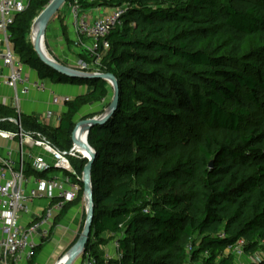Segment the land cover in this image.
<instances>
[{
    "label": "trees",
    "instance_id": "1",
    "mask_svg": "<svg viewBox=\"0 0 264 264\" xmlns=\"http://www.w3.org/2000/svg\"><path fill=\"white\" fill-rule=\"evenodd\" d=\"M52 1L29 0L15 16L13 51L39 80L90 91L64 104L56 128L1 106L0 128L17 130L7 121L17 119L24 132L40 133L65 151L84 98L102 101L109 90L101 79L58 74L28 43L32 23ZM79 3L126 7L102 59L117 79L119 106L87 136L96 158L85 251L104 264L94 250L103 234L119 239L123 264H185L189 253L193 264L201 255L202 264H234L224 252L240 241L245 254L264 250V0ZM86 163L71 161L78 174ZM82 195L83 188L78 199ZM77 200L55 217L56 224Z\"/></svg>",
    "mask_w": 264,
    "mask_h": 264
},
{
    "label": "built area",
    "instance_id": "2",
    "mask_svg": "<svg viewBox=\"0 0 264 264\" xmlns=\"http://www.w3.org/2000/svg\"><path fill=\"white\" fill-rule=\"evenodd\" d=\"M28 2L0 0V70L5 72L0 74V81L15 92L16 103L19 95L28 94L31 83L22 72L24 65L13 51L10 29L15 16L26 11ZM68 9L65 25L68 26L69 40L76 49L97 60L109 50L107 37L123 25L126 9L115 7L108 15L93 17L91 10L83 8L79 0H70ZM33 87L38 90L44 88L39 83H34ZM69 101L68 97L52 98V105H64ZM52 116L53 112L49 110L44 120L48 121ZM7 121L16 125L17 130L11 132L0 128V264H30L35 249L50 239L55 217L67 204L78 199L83 175L82 178L78 176L71 161L85 158L77 152L74 144L62 151L40 133L24 132L18 120ZM13 144H16V149ZM28 172L33 174L28 175ZM36 200L46 201L48 207L23 225L20 223L23 215L30 214L29 205ZM144 213L147 214L148 210ZM111 237L114 255L104 258V264H123L119 239ZM243 246L244 242L240 241L227 247L224 254L233 257L234 264H246ZM97 261L90 251L84 250L78 264H98ZM185 264H193L190 253Z\"/></svg>",
    "mask_w": 264,
    "mask_h": 264
},
{
    "label": "crops",
    "instance_id": "3",
    "mask_svg": "<svg viewBox=\"0 0 264 264\" xmlns=\"http://www.w3.org/2000/svg\"><path fill=\"white\" fill-rule=\"evenodd\" d=\"M88 2H93V0H87ZM92 16L108 15L112 11L110 6H93ZM65 25V24H64ZM67 31H68V26ZM72 46V45H71ZM23 74L29 79L31 83L28 86L27 95H19L17 103L15 101V92H12L2 81H0V106L8 110L16 112L18 115L34 117L41 124L50 126L51 128H56L59 124L61 115L66 112V107L64 105H52V98L62 99L63 97H68L70 100L84 96L88 93V88L85 85H58L53 84L49 80L41 81L38 75L31 69L23 66ZM0 74H5L4 71L0 70ZM34 83H39L43 85L42 90H38L33 87ZM52 111L53 116L48 120H44V116L47 111ZM59 117V119H58ZM13 148L16 149V144H13ZM47 202L43 200H36L34 203L29 205L30 214L23 215L21 222L23 225H27L28 219H34L41 215L47 208ZM82 205H76L71 208L66 216L58 223L55 228L52 229L50 239L43 244V248L37 258L35 264H59L58 258L62 259L67 255L68 250L79 240L81 234V226L83 223V212ZM57 235V236H56ZM67 237V240H66ZM102 238L107 239L106 242L98 243L94 250L100 256L106 258L109 255H114L112 242L113 237L109 234L101 235ZM55 240L59 244L52 245L51 242Z\"/></svg>",
    "mask_w": 264,
    "mask_h": 264
},
{
    "label": "rangeland",
    "instance_id": "4",
    "mask_svg": "<svg viewBox=\"0 0 264 264\" xmlns=\"http://www.w3.org/2000/svg\"><path fill=\"white\" fill-rule=\"evenodd\" d=\"M69 1L70 0H67L65 3L61 5L60 10H58L55 13V15L49 20V22L46 25L47 27H46L45 35L43 39L44 55L52 59L55 63L61 66L63 65L65 67H68L77 72L80 71V72L87 73V74H95V73L108 74L106 73V70H107L106 67L102 64V59L104 58L105 53L103 55H100V58H97V60L94 61V58L88 56L83 51H80V49H76L73 45L68 50L67 45L62 36L61 23L63 22V24H66L65 19L66 17H68V14H69V9H68ZM93 1H99V0H93ZM111 7H112V10L115 7L126 9L124 5H117V4L116 6H111ZM27 41L28 43L30 42V44L33 45L34 47L35 42L32 36V29H30L29 35L27 37ZM107 89L109 90V96L102 101L95 102L93 100H90L88 96L84 98L83 102L85 104L83 105V108L81 109L80 113L73 119V122L75 123V127L78 123H80V121H84L88 119H97L98 117L102 116L107 111L112 101V97H113V89L109 83H108ZM2 116L3 115H0V117ZM10 131L15 132L12 130ZM82 160L87 162V160L85 159H82ZM75 161H81V160H75ZM82 175H83V172L82 174H78L80 178H82ZM76 204L82 205L81 210L83 212V220H82L83 223L80 229L81 230L80 232L82 233L84 224H85L86 206H87L85 205L84 190H83L82 198L78 199ZM55 224L56 223H54V226L52 227V229L55 228V226L57 225ZM66 240H67V237H66ZM110 240H113V239H110ZM106 241L107 239L105 238L102 239L103 243ZM51 244L55 246L57 245V247L59 246V244L55 240H53ZM112 246H113V242H112ZM112 249H113L112 253H114L115 250L114 248ZM65 257L63 259L62 257L58 258V261L61 262L62 260H65ZM203 258H204V255H201L195 264H202ZM218 260L219 258L217 259V261ZM263 260H264V250L259 251L258 253L245 254V257H244V261L246 262V264H249V263L259 264ZM78 261H79V258L75 262H73V264H78Z\"/></svg>",
    "mask_w": 264,
    "mask_h": 264
},
{
    "label": "water",
    "instance_id": "5",
    "mask_svg": "<svg viewBox=\"0 0 264 264\" xmlns=\"http://www.w3.org/2000/svg\"><path fill=\"white\" fill-rule=\"evenodd\" d=\"M67 0H53L52 2L47 5V7L44 8V11L39 15L37 20L39 21L40 26V33L37 39V43L34 45V50L40 59V61L45 65L51 68L53 71L57 72L58 74L65 75L69 78L73 79H86V80H93V79H101L103 81H106L109 83L113 89V97L112 101L109 105V108L107 111L97 119H88L84 121H80L74 128L72 134H71V140L73 144H78L75 135L81 125L87 124L88 130L86 135V140L83 144H81L84 149L88 152L89 160L87 161L86 165L84 166L82 172H83V178H82V188L84 190V197H85V204L86 207V218H85V224L82 233L79 236V240L68 250L66 255V260L63 262H59V264H73L81 255L82 252H84L85 247L87 246L89 240H90V234H91V227L93 224V216H94V204H93V188L91 187V168L93 165V162L96 158L94 150L89 146L88 144V133L97 125H104L107 123V121L113 116L115 111L118 108L119 104V97H120V89H118V82L115 76L112 74H87L83 72H77L75 70H72L68 67L61 66L57 63H55L52 59L48 58L44 55L42 50V43L45 35L46 25L49 22V20L55 15V13L60 10V7L63 3H65ZM212 165H210L211 168Z\"/></svg>",
    "mask_w": 264,
    "mask_h": 264
},
{
    "label": "bare ground",
    "instance_id": "6",
    "mask_svg": "<svg viewBox=\"0 0 264 264\" xmlns=\"http://www.w3.org/2000/svg\"><path fill=\"white\" fill-rule=\"evenodd\" d=\"M39 33H40L39 21L36 19L33 22V24H32V36H33L35 44L37 43V39H38ZM42 50H43V43H42ZM87 130H88V125L87 124H83V125H81V127L79 128V130L77 131V133L75 135V139H76V141L78 143V144H75V149L86 160L89 159L90 155L88 154V152L84 149V147L81 144H83L85 142V140H86L85 136L87 135ZM65 260H66V258H65ZM65 260H62V261L64 262Z\"/></svg>",
    "mask_w": 264,
    "mask_h": 264
}]
</instances>
